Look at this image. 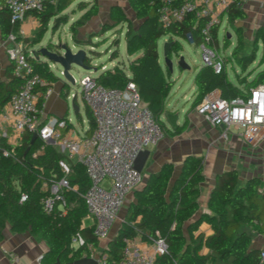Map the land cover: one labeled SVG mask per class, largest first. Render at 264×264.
<instances>
[{
    "label": "trees",
    "instance_id": "trees-1",
    "mask_svg": "<svg viewBox=\"0 0 264 264\" xmlns=\"http://www.w3.org/2000/svg\"><path fill=\"white\" fill-rule=\"evenodd\" d=\"M74 1L77 0H56L54 5H47L43 12L34 13L41 25V34L34 39L33 45L43 40L42 32L46 31L50 20L59 16ZM243 1L232 0L226 10L228 26L237 36V46L230 57L219 55L218 25L212 26L208 41L202 35V28L209 20L207 16L198 17L193 14L183 22L161 27L158 15L160 0H130L136 18L141 20L137 30H134L131 20L120 8L114 7L111 11L112 28L104 25L102 29L107 32L119 25L127 24L128 30L125 33L127 54L138 55L129 61L127 67L124 64H116L110 69H105L97 80L104 86L117 88L125 87L128 82L135 83L141 100L162 124L166 136L169 138L179 136L189 126L187 118L182 125L173 127L172 130L167 129L162 120V116L168 112L167 100L174 82L160 64L158 41L162 37L168 38L172 43V50L178 52L182 50L179 40L186 39L196 48L205 45L222 58L223 67L220 72H216L211 65L202 64L194 67L197 72L194 78L195 91L191 108L196 107L207 94L215 90L227 100L243 96L251 88L264 85V30L260 29L256 33L257 41L253 51L243 52L244 35L242 29L237 26V22L245 17L241 9ZM177 2L180 3L182 0ZM77 7L80 10L88 9L70 26L73 42L81 48L91 47L92 38L81 40L77 30L98 13V0H78ZM19 29L20 23L12 24L10 21L6 0H0L2 38L5 40L13 34L21 39L18 34ZM54 29L56 31L57 28ZM260 41L263 44V52L258 61ZM229 47L230 40L226 35L223 38V48ZM48 48L53 49L50 42ZM257 61L256 68L253 64ZM30 62L34 72L46 81V85L41 88L43 91L60 81V77L47 62L33 57L30 58ZM87 64L91 65L90 59ZM228 64H231L234 70L236 68L240 70L239 73L236 72L237 84L227 75ZM166 70L169 71L168 68ZM20 85L21 81L13 76L11 65L4 75L1 74L0 68V108L7 103L12 94L18 91ZM77 115L79 116V113ZM86 115L89 134L95 127V121L88 107H86ZM29 140V138L25 139L22 148L18 151L20 158L23 157ZM37 143L31 149L35 148ZM62 159H65V155L51 148L35 163L36 166L24 167L10 159L0 158V237L6 220L10 222L13 231L29 230L39 236L48 247L42 264H55L58 259L62 263L72 262L89 254L87 244H92L94 248L99 247V239L94 235L93 229L82 226L87 211L80 198L70 195L68 211L64 216L59 214L47 216L40 210L41 179L39 177H47L50 169L53 168L58 172V162ZM73 169L74 176L71 177V182L79 185L84 191L89 185L85 169L80 164H74ZM172 174L173 166L166 164L159 172L149 175L142 189L136 193L137 203L130 205L119 230L108 241L104 250L106 264H119L123 257L126 239L140 237L142 241L149 242L158 235L165 241L168 252L157 257L154 264H261L260 251L251 247L253 232L264 233V190L262 191L261 180L252 178L241 185L235 170L217 176L208 201V209L211 213L201 214L195 222L186 226L187 221L199 208L198 187L204 181L203 159L188 156L185 158L180 175L173 182ZM15 178L21 179L22 189L29 195L24 204L19 203V192L11 186V181ZM61 222L67 225L66 232H57L56 228L51 227V224H61ZM203 223L212 228L213 232L208 237L203 234L195 235L198 227ZM72 232L79 233L86 243L74 251ZM204 248L206 252H202Z\"/></svg>",
    "mask_w": 264,
    "mask_h": 264
},
{
    "label": "built area",
    "instance_id": "built-area-1",
    "mask_svg": "<svg viewBox=\"0 0 264 264\" xmlns=\"http://www.w3.org/2000/svg\"><path fill=\"white\" fill-rule=\"evenodd\" d=\"M55 3L56 0H6L12 24H21L29 15L41 13L47 5ZM209 3L210 0H182L180 3L177 0H160L159 23L161 27H167L183 22L193 14L207 16L209 20L201 32L208 41L212 26L220 24L211 15ZM223 5L226 11L228 5ZM7 42L13 76L21 81V85L0 108V158L26 167L36 166L35 163L47 154L49 148L65 155V159L58 162V172L53 168L47 177H39L40 210L47 216H64L68 211L70 195L80 198L87 211L82 226L92 228L99 239L98 248L86 245L89 251L87 257L106 264L104 250L113 227L127 197L143 179L142 173L136 169V161L143 151L156 146L165 137V130L141 100L135 83L128 82L123 88L104 86L93 73L97 68L91 69L80 80L82 100L95 121L91 133L86 131L80 135L68 116H44L41 100L52 94L53 87L42 91L46 81L34 72L30 62L33 52L22 39L11 34ZM200 49L202 64L211 65L216 72H220L222 58L205 45H201ZM66 95L69 100V93ZM74 97L77 98V95ZM195 110L212 126L223 128V138H227L232 127L240 131L247 143L264 138V85L251 88L243 96L231 100L223 99L217 90L212 91ZM33 135L37 136L33 145L38 143L31 149ZM27 138L30 139L29 145L20 158L18 151ZM74 164H80L85 169L89 185L84 191L71 182ZM11 186L19 192V203H26L29 195L23 191L21 179H13ZM262 235L264 237V233ZM73 243L78 247L86 244L79 233L73 238ZM167 252L168 247L159 235L143 246L135 239H126L119 264H154L157 257ZM260 257L262 264L264 250ZM13 259L17 261V257L13 256Z\"/></svg>",
    "mask_w": 264,
    "mask_h": 264
},
{
    "label": "crops",
    "instance_id": "crops-1",
    "mask_svg": "<svg viewBox=\"0 0 264 264\" xmlns=\"http://www.w3.org/2000/svg\"><path fill=\"white\" fill-rule=\"evenodd\" d=\"M231 2L232 0H210V3L208 5L211 11V15L219 20L220 24H218V27L220 28L222 23L225 22L226 31L228 29H233L228 26L227 15L223 3L229 5ZM73 3L66 10L63 11H69L72 13L70 19L66 20L67 22L60 24V26L69 25V32L70 26L75 21L80 19L88 9L86 8L84 10H80L77 7L78 2L76 5H74ZM72 6H74V8H72ZM114 7L120 8L123 13L127 16V18L131 21L133 20V18H136V14L132 9L130 0H98V13L92 18H90L84 26L78 28V37L81 40H86L89 37L97 38L100 29L104 25L113 23V20L111 18V11ZM241 9L245 13V17L244 19L239 20L237 22V26L242 29L244 35V45L247 46L252 40L253 32L257 29L264 28V0H244ZM74 10L75 12H72ZM57 18L58 16L52 18L50 20V23L52 20L53 24L56 23ZM124 25L122 24L121 26ZM39 27H41V25L38 22L36 16L34 14L29 15L20 24V29L18 33L19 37L24 41V43L25 40H30L32 42L39 30ZM233 33L235 34L234 30ZM229 38L230 37H228V39ZM232 39L233 38L231 36L230 47L227 49H224L222 44H220V56H231L233 49L237 46L236 34L235 40L233 41ZM71 41H73L72 34ZM25 45L32 52L38 50L40 46H28L26 43ZM8 46L9 43L7 42V39L4 40L2 38L0 31V68L2 75L5 74L6 69L11 65L7 56ZM93 48L94 47L91 46V49ZM228 50L231 51L227 54ZM137 55L138 54H134L132 56L128 55L129 61L134 59ZM112 61H114V59ZM229 65L232 68V65L228 64V66ZM127 66L128 65H126L125 67ZM161 66L163 67L162 64ZM49 67L51 69L54 68V66L52 65H49ZM105 69H107L106 66L99 70L97 76H99ZM163 69L166 71V73H169L170 76V71H167L166 67H163ZM196 72L197 71L193 69V85L190 88L192 92V103L194 101V78ZM234 83L237 84V81ZM65 84V81L63 79H60V81L53 84L52 94L47 99L41 100V102L43 103L42 109L44 116H68L69 108L68 99L66 98L67 87L64 86ZM185 97L186 96H184V99ZM178 105V102L173 105L170 104L168 99V112L165 114V116H162V119L167 120V123L164 122L166 128L172 130L173 126L170 125L167 118L169 114L178 116V126L182 125L185 119L187 118L189 122L187 130L174 138L167 137L165 133V137L156 146L148 149L150 151V154L146 160L144 169L141 173L144 176L145 170L148 167L151 158L154 156V153L155 155L159 156V160H162L161 166L166 164L173 165L174 179H176L180 175L186 157L193 156L203 159L204 181L200 183L198 187L199 196L197 201L199 204V208L187 221L186 226H188L190 223L195 222L201 214L211 213V211L208 209V201L215 186L216 177L226 171H237L239 183L241 185H244L248 180L252 178H259L262 182V191L264 190V138L252 144L247 143L240 135V131L237 128L233 127L229 129L227 138H223L222 133L224 132V129L221 127L212 126L208 121L204 119L203 116L197 113L195 107L190 108L189 110L184 112V117H182L180 112L175 113V110L178 109L180 106ZM182 110L184 111V109ZM115 225L113 227L111 235L114 230L115 234L119 230V227L116 228ZM212 232L213 231L211 226L206 223H203L198 227V230L195 232V235L203 234L205 237H208L212 234ZM1 234L2 235L0 237V264H42L41 258L46 254L48 247L46 242H44L39 236L34 235L29 230L23 232L13 231L8 220L4 222ZM262 234L253 232V238L251 243V247L253 249L259 250L260 254L264 250V237ZM111 235L109 240L113 238ZM134 239L137 243L141 244L142 246L146 243L142 241L140 237H136ZM202 252H206V249L204 248ZM12 255L17 257V261L13 259Z\"/></svg>",
    "mask_w": 264,
    "mask_h": 264
},
{
    "label": "rangeland",
    "instance_id": "rangeland-1",
    "mask_svg": "<svg viewBox=\"0 0 264 264\" xmlns=\"http://www.w3.org/2000/svg\"><path fill=\"white\" fill-rule=\"evenodd\" d=\"M78 1H75L73 4L76 5ZM72 8H74V6H72ZM72 12H75L72 11ZM71 12H62L58 18H57V22L53 24V20L51 21V23L49 22L48 28L46 29V31L44 30L42 32V37L43 40L36 44L33 45V41L32 40V44L31 41L28 40L27 42H25L28 46H37V45H45L47 43V41H49L51 38H53V42H62V43H68L69 45H72L71 41V34L68 30V26L69 25H62L60 26L61 23H65L66 20L70 19L71 17ZM132 22V27L134 30H137L141 20L138 18H133ZM54 25V26H53ZM112 24H107L106 26L108 28H112ZM54 27H56V31L54 29ZM59 27V29H58ZM103 28V27H102ZM100 29V32L98 33L97 38H93V37H89L92 38V41L94 43H92L93 45V49L91 50V47H84V49H86L88 51V54L90 55V63L93 67V69H98L97 71H93L94 75H98L99 70H101L104 66H106L107 69L112 68L114 65L116 64H124L125 66L128 65L129 63V59H128V54H127V50H126V39H125V33L127 32L128 28H127V24H125L124 26H117L115 28H113L112 30H109L107 32H104L103 29ZM264 30V28H262ZM257 29L253 32L252 34V40L250 42L249 45L243 47V52H247L250 53L253 51V46L256 43L257 39L255 40L256 37V33L258 32ZM226 24L225 22L222 23V25L220 26L219 30H218V35H219V48L218 50H221L220 44H222L223 46V37L226 34L227 36L230 35V38L232 36V40H235V34L233 33V30L228 29L226 32ZM39 34H41V27H39V30L36 34V36L34 37V39L36 37L39 36ZM225 35V36H226ZM88 38V39H89ZM229 38V40H230ZM168 41V38L166 37H162L160 38V40L158 41V51H159V56H160V62L163 65V67H166L165 62H164V43ZM119 42V44L116 45V43ZM179 42L182 45V50L175 52L174 50H172L171 47V54L169 52L170 58L173 60L174 63V67L173 70L170 71V79L171 81L174 82V87L173 89L170 91L169 95H168V99L170 104H175L176 102L179 103V108L175 110V113L180 112L181 116L184 117V112H186L187 110H189L191 108V96H192V92L190 90L191 86L193 85V69L194 67L198 66V65H202V57H201V49L200 47L196 48L192 43H190L188 40L186 39H181L179 40ZM231 42V40H230ZM74 43V42H73ZM39 46V48H40ZM258 52H257V56H258V61L259 58L262 55L263 52V44L260 41L259 45H258ZM116 51V53L114 52ZM231 50H228L227 54L230 53ZM115 55H114V54ZM114 56V57H113ZM180 57H183L185 62L187 63V65L190 67V70H182L177 66V61L179 60ZM114 59V61H111V59ZM258 61L255 62L253 65L254 67L257 68V64ZM113 64V65H112ZM52 70L55 72V74L57 76L60 77V79H64V77L61 75V71L58 70L56 67L52 68ZM90 70H83L81 68H78L76 66H74L71 70V74L75 79V84H71L69 83V86L66 88V93H69V100H68V118L71 121L72 126L74 127L75 131L78 132L80 135H83L87 129H88V119H87V115H86V109H85V105L84 102L82 100L81 97V87H80V80L82 79V77L87 74ZM236 72L239 73L240 70L239 68H236V70L232 69L231 66L229 65L227 68V75L229 77V79L233 82L237 81L236 78ZM77 95V99L76 102L78 104V106L80 107V113L79 116L74 114L73 108H72V100H73V96ZM184 96L185 99H184ZM184 109V111L182 110ZM173 110V109H172ZM165 116V114H164ZM165 123H167V120L162 119ZM159 156L155 155L151 158L150 163L148 164V167L145 170V174L143 176L142 182L141 184L127 197L126 202L120 212V217L119 219L116 221V225L115 227H120V225L123 222L124 219V215L127 211V209L130 207L131 204L133 203H137V198H136V193L138 191H140L143 187V185L146 183L149 174L153 173V172H158L161 170V168L164 166H161V162L162 160L158 159ZM161 166V168H160ZM173 166V165H172ZM175 179L173 178V174H172V182ZM51 227L56 228L57 232H66L67 231V225H63L62 222L60 223H56L55 225L51 224ZM72 247H73V251L76 250L78 247L77 244L73 243V238L76 236L75 232H72ZM112 237L115 236V230L111 235Z\"/></svg>",
    "mask_w": 264,
    "mask_h": 264
},
{
    "label": "water",
    "instance_id": "water-1",
    "mask_svg": "<svg viewBox=\"0 0 264 264\" xmlns=\"http://www.w3.org/2000/svg\"><path fill=\"white\" fill-rule=\"evenodd\" d=\"M228 37H230V35H228ZM49 42L52 44L53 49L48 48ZM117 44H119V42H117L116 45ZM171 47H172L171 42L166 41L164 43V59H165L164 62L166 68H168L169 71H172L174 67L173 60L170 58V56H168L171 54ZM33 57L38 60H43L47 62L49 65L56 67L58 70H61V75L64 77L65 79L64 81L68 85L69 83L75 84V79L71 74V70L74 66L81 68L83 70L93 69L92 65L87 64L88 59H90V55L88 54V51L86 49L78 47L74 43L72 45H69L67 42L66 43H62L60 41L53 42V38L47 41V43L45 45H42L38 50L33 51ZM177 66L182 70H190V67L187 65L183 57L179 58V60L177 61ZM72 108L74 114L77 115L79 113V106L75 101V97L72 100ZM167 118L171 126L173 127L178 126L177 125L178 116L169 114ZM36 138L37 136L33 135L32 140L30 142L31 145L34 144ZM28 151L29 148L26 150V153ZM149 154L150 151L145 150L139 155L136 161V169L138 170V172L141 173L143 171ZM55 264H100V263L94 258L85 256L68 263H62L58 259Z\"/></svg>",
    "mask_w": 264,
    "mask_h": 264
}]
</instances>
